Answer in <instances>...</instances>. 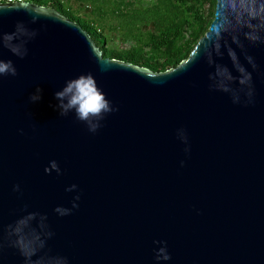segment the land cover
<instances>
[{
  "label": "water",
  "instance_id": "1",
  "mask_svg": "<svg viewBox=\"0 0 264 264\" xmlns=\"http://www.w3.org/2000/svg\"><path fill=\"white\" fill-rule=\"evenodd\" d=\"M261 5L217 0L191 56L154 73L104 58L81 26L53 8L1 4L0 32L23 22L38 35L23 59L0 48V59L18 70L0 78V264H25L9 226L29 213L38 215L25 242L33 231L54 234L32 257L42 264L63 257L68 264H264V42L244 35L249 21L260 23L250 13ZM228 48L251 73V89L239 83ZM217 65L233 79L217 75ZM87 73L118 108L94 134L74 112L61 117L55 107L65 82ZM37 87L41 99L32 103ZM53 160L59 175L45 173ZM72 184L77 190L66 191ZM76 195L70 215L54 211L71 208ZM154 241L167 243L170 260L156 261L162 245Z\"/></svg>",
  "mask_w": 264,
  "mask_h": 264
},
{
  "label": "trees",
  "instance_id": "2",
  "mask_svg": "<svg viewBox=\"0 0 264 264\" xmlns=\"http://www.w3.org/2000/svg\"><path fill=\"white\" fill-rule=\"evenodd\" d=\"M57 10L86 31L104 58L154 73L176 69L215 18L217 0H26ZM86 9H88L86 11ZM111 32L133 48L121 52Z\"/></svg>",
  "mask_w": 264,
  "mask_h": 264
},
{
  "label": "clouds",
  "instance_id": "3",
  "mask_svg": "<svg viewBox=\"0 0 264 264\" xmlns=\"http://www.w3.org/2000/svg\"><path fill=\"white\" fill-rule=\"evenodd\" d=\"M250 16L252 19H258L260 23L253 25L249 21L247 27L250 31L244 33L245 38L253 43L264 42V37L260 35V30L264 29V5L260 6L259 12H256V10L253 9ZM36 22L37 16H33L31 23ZM37 35L38 31L36 29H29L23 22H17L12 32H0V48H6L14 56L23 59L28 54V42L33 40ZM233 42L242 47L238 38L233 37ZM220 47L219 43L215 44L217 55H222ZM228 55L231 58L234 67L238 73H240L239 83L241 85H248L249 89H251V73L239 62L238 56L233 49L228 48ZM208 56L209 62H211V52L208 53ZM245 58L251 67L255 69L256 64L254 59L251 56H246ZM216 74L227 77L228 79H233L228 69L220 65L216 66ZM17 75L18 70L13 60L0 59V78L5 76L16 77ZM225 90L227 91V89ZM40 93L41 89L37 87L35 93L30 95L29 101L32 103L39 101L41 99ZM248 94L249 96L252 95L251 90ZM55 99L58 101L55 107L59 109L61 117H66L70 112H74L76 120L85 123L88 131L93 134L102 126L100 122L105 118L106 114L118 111V108L112 105V103L106 98V94L98 87L97 81L92 73L80 74L76 78L67 80L63 88L55 93ZM19 131L23 134V129ZM178 137L186 145L184 149L185 152H190L188 137L184 129L178 130ZM183 163L184 162L181 161V166H183ZM52 171H55L58 175L61 174V169L55 160L50 161L49 167L45 168V173L47 174H51ZM77 187L76 184H72L66 189V191H75L77 190ZM12 190L20 193V185H14ZM79 199L80 196L76 195L73 198L71 208L57 206L54 211L60 216L70 215L73 209L79 207L78 203H76ZM37 215V213H29L19 219L14 228L9 226L11 229L9 236L13 234L19 236V239L15 243L16 246L19 247L21 254L25 257V264H42L41 259L33 261L32 257L37 254L39 249L44 247L46 242L45 238H51L54 235L51 231H44L42 234L33 231L30 239L25 242V237L23 235L24 230L29 227V222L34 220ZM40 220L41 222L45 221L46 216L41 215ZM41 227L45 228L46 226L41 223ZM154 243L162 245L155 250L156 261L170 260L171 255L168 252L167 243L164 241H154ZM57 264H68L67 258H60L57 261Z\"/></svg>",
  "mask_w": 264,
  "mask_h": 264
},
{
  "label": "rangeland",
  "instance_id": "4",
  "mask_svg": "<svg viewBox=\"0 0 264 264\" xmlns=\"http://www.w3.org/2000/svg\"><path fill=\"white\" fill-rule=\"evenodd\" d=\"M65 1L67 2V0H65ZM23 2H26V0H23ZM70 3L72 6H74V8H77L78 3L76 2V0H70ZM87 10L88 9H86V11ZM111 36H112V39L114 40V42L118 45V48L121 52H126V51H129L133 48V46L126 45V44L122 43L114 32L113 33L111 32Z\"/></svg>",
  "mask_w": 264,
  "mask_h": 264
},
{
  "label": "built area",
  "instance_id": "5",
  "mask_svg": "<svg viewBox=\"0 0 264 264\" xmlns=\"http://www.w3.org/2000/svg\"><path fill=\"white\" fill-rule=\"evenodd\" d=\"M15 2H23V0H0V5L1 4H11V3H15Z\"/></svg>",
  "mask_w": 264,
  "mask_h": 264
}]
</instances>
